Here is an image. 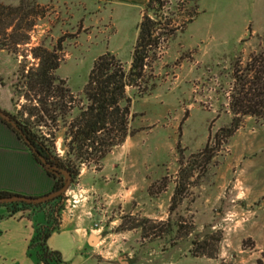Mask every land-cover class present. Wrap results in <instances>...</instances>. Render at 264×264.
I'll return each mask as SVG.
<instances>
[{
	"label": "rangeland",
	"instance_id": "374dc122",
	"mask_svg": "<svg viewBox=\"0 0 264 264\" xmlns=\"http://www.w3.org/2000/svg\"><path fill=\"white\" fill-rule=\"evenodd\" d=\"M166 1L156 32L163 43L156 52L159 58L150 52L148 61L152 69L147 75L153 76L146 85L149 92L139 98L136 90H127L133 98L130 128L136 133L100 167L81 168L65 193L62 224H73L90 238L88 254L113 260L264 264V161L255 159L264 158V121L245 118L221 146L215 139L233 119L236 62L244 67L264 52V0ZM74 16H87L81 4H0L1 110L36 125L29 116L36 101L28 96L34 93L23 76L39 67L35 50L53 52L61 39L56 75L85 105L84 88L96 59L109 52L130 69L140 22L137 12L115 20L119 32L110 43L95 42L92 28L75 41L77 35L69 33L68 25ZM105 19L108 22L109 13ZM168 24L169 29L178 28L170 37ZM34 130L48 139L55 156L66 158L63 122ZM208 142L217 151L204 166L202 158L193 156ZM182 170L183 176L192 171L193 177L184 183V196L172 210ZM94 259L87 264H99Z\"/></svg>",
	"mask_w": 264,
	"mask_h": 264
},
{
	"label": "trees",
	"instance_id": "16d2710c",
	"mask_svg": "<svg viewBox=\"0 0 264 264\" xmlns=\"http://www.w3.org/2000/svg\"><path fill=\"white\" fill-rule=\"evenodd\" d=\"M166 3V0H149L145 7V13L137 28L138 37L133 48L130 69L127 70L124 64L109 52L95 60L84 88L86 105L83 101L77 100L66 87V81L56 75L60 68L61 59L58 52L62 51L63 40L59 41L57 50L53 52L45 49L34 51L35 58L39 60V67L31 70L23 79L27 88L34 93L33 97L28 96L30 101H36L29 111V116L35 117L36 125L32 127L30 120L23 123L7 113L18 122L29 144L11 124L1 118L0 123L5 125L22 143L23 148L30 152V157L45 175L49 188L40 197L63 188L67 179L62 172L69 174L72 183H75L83 166L93 164L100 167L113 149L135 135L136 132L130 128L133 98L128 96L127 90H136L139 98L149 92L146 85L153 76L147 75L148 69L151 68L148 61L150 52L157 57L159 54L156 52L163 44L160 37L156 36V32L161 30L160 20ZM197 15L198 13L192 16L189 23H192ZM166 26L168 37L178 31V28L169 29L170 24ZM74 111H78V114L73 117ZM230 111L233 115L231 125L216 134L218 146L233 137L243 119L254 118L264 121V52L251 57L244 67L240 62H236ZM69 117L72 119L67 122ZM60 122L66 127L65 159L55 156L47 144L48 139L34 130L37 126L48 123L56 126ZM222 134L224 140H220ZM216 151L217 148L208 142L193 158H202V163L207 166ZM38 156L57 170L46 167ZM183 172L184 170L181 172V182L172 200V210L184 196L186 190L184 183L193 177L192 171L185 176L182 175ZM12 196L16 194L0 192V198ZM64 207L65 194L43 204L2 203L0 208L7 210V216H0V221L20 212H29L28 218L33 221L34 235L28 247V256L36 264H64L62 254L53 251L48 245L53 234L60 231ZM37 216H41V219L39 220Z\"/></svg>",
	"mask_w": 264,
	"mask_h": 264
},
{
	"label": "crops",
	"instance_id": "0c3cea01",
	"mask_svg": "<svg viewBox=\"0 0 264 264\" xmlns=\"http://www.w3.org/2000/svg\"><path fill=\"white\" fill-rule=\"evenodd\" d=\"M58 1L59 3L81 4L87 15L83 18L74 16L69 21V33L77 35L75 41L78 42L82 38L87 28H92L91 35L94 36V41L103 39L107 43H110L119 32L116 19L126 17L128 13L137 12L141 22L145 7L149 2V0ZM18 3L19 0H0V4L4 6H15ZM106 13H109L108 22L105 19ZM255 159L260 162L264 161L262 160L264 158ZM48 188V181L30 157V152L23 148L22 143L5 125L0 123V192L37 198ZM0 216H7L5 208H0ZM28 217L29 212H20L0 221V264H36L27 253L34 235L33 221ZM37 217L41 219V216ZM98 240L97 246L101 244L102 238ZM87 243H90V238H85L84 234H80L73 224L63 222L60 231L53 234L48 245L53 251L60 252L64 261L72 259L73 264H87V261L92 263L93 257L99 264L137 263L136 260L125 258L117 260L105 258L95 252L88 254L85 251Z\"/></svg>",
	"mask_w": 264,
	"mask_h": 264
},
{
	"label": "water",
	"instance_id": "95a60500",
	"mask_svg": "<svg viewBox=\"0 0 264 264\" xmlns=\"http://www.w3.org/2000/svg\"><path fill=\"white\" fill-rule=\"evenodd\" d=\"M0 118L4 121H6L7 123L11 124V126L21 135L24 137V134L21 130V128L18 126V122L16 120H14L9 114H7L6 112H4L3 110L0 109ZM24 140L29 144V141L27 138L24 137ZM39 160L42 162V164H44L46 167L51 168L52 170H57L55 167H52L51 165H49L42 157L38 156ZM65 176H66V183L63 186V188H61L59 191H56L54 193H51L49 195L46 196H42V197H37V198H31V197H26V196H12V197H8V198H0V204L2 203H26V204H43L45 202L48 201H52L62 195H64L69 187L71 186V177L69 174H66L65 172H62Z\"/></svg>",
	"mask_w": 264,
	"mask_h": 264
}]
</instances>
